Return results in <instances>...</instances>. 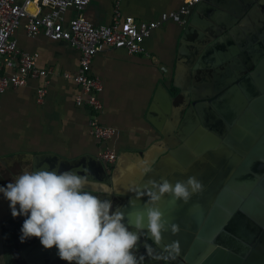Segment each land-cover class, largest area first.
<instances>
[{"label": "crops", "instance_id": "obj_1", "mask_svg": "<svg viewBox=\"0 0 264 264\" xmlns=\"http://www.w3.org/2000/svg\"><path fill=\"white\" fill-rule=\"evenodd\" d=\"M183 1L121 0L120 10L123 16L157 20L163 12L179 9ZM257 1L202 0L187 24L167 21L152 32L145 40L149 55L105 48L94 56L91 73L103 84L99 94L103 104L100 121L116 128L109 145L118 158L114 164L103 165L110 170L120 160L118 187H127L128 180L141 172L140 152L163 138L175 107L181 108L183 96L173 101L167 96L163 99L160 82L170 91L177 70L191 76L186 82L193 94L225 90L253 68L249 60L264 44V9L256 5ZM259 1L264 5V0ZM83 13L96 24L109 23L114 0H92ZM75 14L69 9L66 18ZM15 37L22 50L37 53L38 64L52 68V73L42 101L37 97V89L44 84L41 78L9 87L0 95L1 187L34 167L63 171L97 166L93 160L98 158L101 143L88 130L90 110L76 103L83 89L72 78L63 76L77 70L80 50L67 41L52 40L43 32L29 36L25 21ZM197 58V63L190 66ZM169 107L173 112L167 115ZM93 185L100 192L85 190L100 199H110L107 184L98 181ZM9 234L12 237L11 230ZM55 248L45 249L38 238L28 239L17 246V254L10 257L9 264H68L59 258Z\"/></svg>", "mask_w": 264, "mask_h": 264}, {"label": "water", "instance_id": "obj_2", "mask_svg": "<svg viewBox=\"0 0 264 264\" xmlns=\"http://www.w3.org/2000/svg\"><path fill=\"white\" fill-rule=\"evenodd\" d=\"M256 5L264 9L261 1L258 0ZM254 53L255 56L249 60L253 68L239 77L236 80L237 83L230 89L206 103H201L205 98L193 95L191 87L186 82L191 78L189 75L187 77V75L179 74L176 70L173 85L180 89L177 94H172L163 82L159 83L162 89L160 94L164 95L163 99L167 96L170 101H173L178 95H182L185 102L180 104L181 108L175 107V113L170 117L171 120L167 131L163 132V138L140 152L143 159L142 170L133 177L132 181H130L132 177L128 180L127 187L120 188L117 185L118 182L120 183V160L110 170L104 167V162L99 158L93 160L96 163L94 165L97 166L88 167L91 172L89 179L94 181L93 183L99 181L109 186L106 193L110 195L112 211L122 208L125 215L123 222L130 226L131 231H135L136 215L146 213L145 203L148 197L141 193L149 180L160 182L161 178H164L174 185L177 181H186L188 177L195 176L202 181L204 178L210 179L205 176L209 170L208 167H221L224 176L221 177L223 186L216 183L203 184V192L193 195L187 204L183 201L173 202L172 197L167 194L159 201L156 207L163 213L167 229L162 232L161 243H156L148 232L145 214L144 228L140 232L137 249L134 250L137 258L143 257L140 264L158 261L166 264H264V188L261 187L264 182L257 185L258 169L264 167L260 166L262 163L264 165V44L260 45ZM198 59L191 62L190 66H194ZM217 98L230 101L234 98L233 101L238 107L237 123L233 131H238L239 137L236 141L242 145V148L237 147V150L247 148L242 144L245 141L255 143L260 138L226 185H224L227 173L225 167L228 166L231 156L227 151V142L233 138L225 139L226 141L218 149L211 150L207 165L206 160L190 154L191 151L199 149L197 145L199 141H194L191 145L186 142L189 132L201 128L200 124L206 122V119L203 120L202 106L209 103L215 105ZM250 100L252 114L247 110L244 111V105ZM217 107L218 105L210 109V114L214 115ZM168 109L165 114L170 115L173 109L172 107ZM195 140H199V135L195 136ZM196 154L198 155V150ZM189 155L195 157L191 163L188 160L185 161ZM147 168H151V171L146 173ZM40 169L34 167L33 171ZM78 174L84 175L83 172ZM14 181L15 178L8 183ZM93 183L86 189L100 192ZM218 194L217 202L212 207ZM201 200L204 202L197 203ZM9 204L3 193H0V264H9L10 257L17 254V246L23 245L19 240V234H21L20 230L25 217L20 215L13 218ZM17 208H19L18 205ZM172 224L179 226L177 234L171 232ZM10 230L12 237L9 234ZM33 239L35 237L29 240ZM174 241H178L180 245L178 254L165 251V246L171 245ZM36 258L38 257H32V259Z\"/></svg>", "mask_w": 264, "mask_h": 264}, {"label": "clouds", "instance_id": "obj_3", "mask_svg": "<svg viewBox=\"0 0 264 264\" xmlns=\"http://www.w3.org/2000/svg\"><path fill=\"white\" fill-rule=\"evenodd\" d=\"M150 171L151 168L145 169L146 173ZM90 176V169L84 166L75 171L25 170L14 182L0 187V193L10 202L13 218L26 217L20 242L38 238L45 249L55 246L59 258L68 264H140L143 257L137 258L134 250L144 228L145 214L147 230L159 244L162 232L167 230L163 213L156 207L159 201L167 194L173 202L187 204L193 195L204 190L195 176L174 185L164 178L160 182L149 180L141 193L148 197L146 213L136 215L135 231H131L123 222L122 208L112 211L110 200L85 190L94 182ZM171 232L177 234L179 226L172 224ZM165 251L178 254L179 242L166 245Z\"/></svg>", "mask_w": 264, "mask_h": 264}, {"label": "built area", "instance_id": "obj_4", "mask_svg": "<svg viewBox=\"0 0 264 264\" xmlns=\"http://www.w3.org/2000/svg\"><path fill=\"white\" fill-rule=\"evenodd\" d=\"M92 0H0V95L9 87L26 85L31 79H42L37 89L38 101L47 92L52 68L38 64L39 55L22 50L15 37L17 29L25 21L26 32L35 36L43 32L52 40H64L81 52L77 70L63 73L78 83L83 94L76 97L79 106L90 110L88 130L100 143L98 158L106 164H114L117 152L109 145L116 128L100 121L103 104L99 94L103 84L91 73L94 56L105 48L125 49L131 54L149 55L145 40L167 21L187 24L196 5L202 0H184L179 9L163 12L157 20H141L134 16H123L121 0H114L111 22L96 24L83 13ZM69 9L76 14L67 19Z\"/></svg>", "mask_w": 264, "mask_h": 264}, {"label": "flooded vegetation", "instance_id": "obj_5", "mask_svg": "<svg viewBox=\"0 0 264 264\" xmlns=\"http://www.w3.org/2000/svg\"><path fill=\"white\" fill-rule=\"evenodd\" d=\"M231 86L227 87L225 90H222V89L215 90V91L211 90L210 92H207V91L199 92L198 91V92H195V94H193V95L195 97L201 96V97L205 98L204 100L201 101V103H206V102H209V100L212 99L213 97H219L221 93H223L227 89H230ZM174 88L175 87H172L170 90L172 92V94L179 93L180 90H177L176 88H175L176 89L175 90ZM233 100H234V98H233ZM233 100L230 101L227 99H218V101L215 102V105L209 103L208 105L202 106L203 120L206 119V122L201 123L200 124L201 128H199V129L197 128L196 130H194V132L188 131L189 134L186 136V138H187L186 142H189L190 145L193 144L194 141H199L197 144L199 146L198 147L199 149H197L198 155L196 154V152H197L196 149L191 151L190 154L192 156H199L201 158V160H206V165L209 161L208 158L211 156V150L212 149H218L221 146V144L224 141H226L225 139L233 138V140H229L227 142V144H228V150L227 151H229L231 156L229 158L228 166L225 167V169H226L225 172H227V173L225 175L226 179H225L224 185H226L233 178V176L237 170V167H239L241 162L247 157V155L250 153V150L253 148V146L260 139L259 138L255 143L251 142V141H245L242 144L244 145V147L247 146V148H245L246 150L245 149H242V150L238 149L237 150V147L242 148V145L238 144L236 141L237 137H239L238 131H236V132L233 131V128L237 123L236 113H237V109H238L236 102H234ZM184 102H185V99L183 97V101L181 103H184ZM190 103H192V102H190ZM217 105H218V107L216 108V111L214 112V115H216V117H214L213 113L210 114V112H211L210 109L215 108ZM245 110L249 111L251 114L253 113L251 100L248 103H246V105H244V111ZM195 131H199V133H195ZM188 132H186V133H188ZM196 135H199V140H195ZM186 146H187V144H186ZM191 155H189L190 158L186 157L187 159L185 158V161L188 160L190 163L192 161H194L195 157H192ZM260 166H264L263 163ZM187 168H189V167H187ZM203 168H207V167H203ZM208 169L209 170L206 172V175H205V172H204V175L208 176L210 179L204 178L201 181L202 184L216 183V185H218V184L222 185L221 177L223 176V174H222L223 172H222L221 167L212 166V167H208ZM205 170H207V169H205ZM257 173L259 176V178L257 180V185H258L260 182H264V167H260L258 169ZM0 187H1V180H0ZM261 187L264 188V185H261ZM220 192H221V190H220ZM251 193H252V190H251ZM218 197H219V194H218L215 202L213 203L212 207L217 202Z\"/></svg>", "mask_w": 264, "mask_h": 264}, {"label": "rangeland", "instance_id": "obj_6", "mask_svg": "<svg viewBox=\"0 0 264 264\" xmlns=\"http://www.w3.org/2000/svg\"><path fill=\"white\" fill-rule=\"evenodd\" d=\"M209 198H210V197H209ZM209 198H208V199H209ZM208 199H206V200H208ZM203 202H204V200H201L200 202H197V203H200V204H201V203H203Z\"/></svg>", "mask_w": 264, "mask_h": 264}, {"label": "bare ground", "instance_id": "obj_7", "mask_svg": "<svg viewBox=\"0 0 264 264\" xmlns=\"http://www.w3.org/2000/svg\"><path fill=\"white\" fill-rule=\"evenodd\" d=\"M250 226V225H249ZM251 227V226H250Z\"/></svg>", "mask_w": 264, "mask_h": 264}, {"label": "trees", "instance_id": "obj_8", "mask_svg": "<svg viewBox=\"0 0 264 264\" xmlns=\"http://www.w3.org/2000/svg\"><path fill=\"white\" fill-rule=\"evenodd\" d=\"M175 89V88H174ZM176 90V89H175Z\"/></svg>", "mask_w": 264, "mask_h": 264}]
</instances>
